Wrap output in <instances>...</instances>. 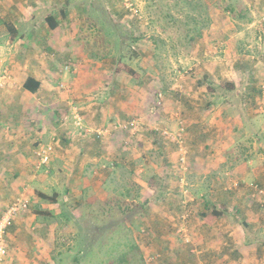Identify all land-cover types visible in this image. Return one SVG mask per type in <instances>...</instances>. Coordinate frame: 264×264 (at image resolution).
<instances>
[{"label": "rangeland", "instance_id": "obj_1", "mask_svg": "<svg viewBox=\"0 0 264 264\" xmlns=\"http://www.w3.org/2000/svg\"><path fill=\"white\" fill-rule=\"evenodd\" d=\"M198 1L193 14L183 0H0V134L25 138L34 162L49 153L38 185L64 196L29 228L30 264H264V0ZM22 64L49 70L47 97L8 95ZM206 203L223 211L208 225Z\"/></svg>", "mask_w": 264, "mask_h": 264}, {"label": "crops", "instance_id": "obj_2", "mask_svg": "<svg viewBox=\"0 0 264 264\" xmlns=\"http://www.w3.org/2000/svg\"><path fill=\"white\" fill-rule=\"evenodd\" d=\"M10 61L13 62L11 59ZM2 62H6V60H0V65H3L1 64ZM22 66L23 69L27 70L28 72L26 71V73H24V76L16 74L14 71L11 73V81L9 80V84L6 86L12 85L13 87H15L18 80L19 86H17L18 90L12 89L8 91V95L11 96L12 99L17 96L16 94L24 96L27 99H30V96H36L40 99L45 98V96L47 97L49 93L46 91V84L47 81H49L51 78V73H49V70L46 68L44 69L41 66H35L37 70L34 69V66L32 65L22 64ZM28 77L33 78L40 84L38 90L33 94L24 88V83ZM91 81L93 82L94 79H92ZM0 88H2V86ZM41 92H43L45 96L40 95ZM82 97L83 96L80 95L78 97V101H80ZM83 110L87 114V107H85ZM51 114L52 115L48 117H56L55 113ZM21 117L18 116L13 118V124L16 128L21 125ZM10 120L11 119H9V121ZM4 121H8V117L0 118V129H3L4 124H8V122ZM53 122H56L53 123L55 126L58 123L56 118L53 119ZM107 122L108 118L106 117L102 121V124H107ZM22 128L24 127L22 126ZM24 130H26V128L22 129V131ZM3 136H1L0 134V216L9 207L12 201H14L22 192L26 194V197L29 201L28 210L14 217L7 227L5 238L9 253L8 256H10V258L14 260H9V264H30V261H32V259L40 257L39 254L41 253V251L39 249L35 250V248L30 245L29 241L34 240L35 242H38L39 238H37V236H34L32 233L29 234L28 230L29 228H35V230H38V224H41L44 227L46 226L44 220H39L37 219V217L41 218L42 216H46L49 214L56 216L57 214L62 213V211H60L61 209H58L57 207L64 196H62L56 190L54 191V193H57L58 197L55 203H52V205L42 203L44 201H47L41 199L39 197V194L46 195V193L41 190L43 186L38 185V183H41V181H45V178L41 180L38 177L40 175L38 174V170H36L37 160L35 159L34 162L31 157L32 152L30 146L32 145L28 144L25 138L21 139L17 136ZM21 136H23V133L21 134ZM34 142L39 143L38 140H35ZM83 151L84 150L81 149L80 153ZM77 156L79 157V155ZM91 160L94 161V159ZM57 170H60L62 172V167L58 168ZM37 233L39 232L37 231L36 235ZM16 258H18V260H15ZM166 258L168 260V264L188 263L186 259L182 261V259L178 260L174 256ZM204 258H207L209 260L208 264H237L236 262L234 263L232 261H229L228 259L223 260V255H220L217 252ZM242 258L245 259V257Z\"/></svg>", "mask_w": 264, "mask_h": 264}, {"label": "trees", "instance_id": "obj_3", "mask_svg": "<svg viewBox=\"0 0 264 264\" xmlns=\"http://www.w3.org/2000/svg\"><path fill=\"white\" fill-rule=\"evenodd\" d=\"M178 5V2H176L173 6L175 7V6H177ZM183 5H184V7L188 10V11H190V13H193V14H195V12L197 11V10H202L203 9V7H202V4H200L199 3V1L198 0H183ZM204 6V5H203ZM230 10H232V8H229ZM234 12V11H233ZM60 15L62 16V17H64L65 18V12L62 10L61 12H60ZM186 15V14H185ZM186 19L187 20H192V22H193V24H195L194 26H193V29L191 30V32H193L195 35L197 34V37H199V36H201V33H200V26L198 27L197 25H198V19H195L194 17H192V16H186ZM44 22H45V24L48 26V28L50 29V30H55V29H57L58 27H59V22H58V19L54 16V14H50V15H48V16H46L45 17V20H44ZM6 30H7V32H8V41H9V43L11 44V43H13L14 41H15V38H16V36L18 35V31H17V29H16V27H13L12 25H6ZM21 39H23V36H22V38ZM33 39H35V37L33 38ZM115 72H117V73H119V72H124V73H126L127 75H129V76H131L133 79H140V76L138 75V73H136L131 67H129L128 65H126V64H124V63H121V62H118L117 63V65H116V67H115ZM39 86H40V84L36 81V80H34L33 78H31V77H28L27 79H26V81H25V83H24V88L26 89V90H28V91H30L31 93H34V92H36L37 90H38V88H39ZM218 86H223V87H221L220 88V90H224L225 92H227V90H226V88L228 89H232L233 88V85L232 84H229V83H224V84H219ZM225 92L224 93H222V95L221 96H223V98H224V101H230V99H232V98H234V96L233 97H231L230 98V96H225V95H223V94H225ZM258 95L259 96H261L262 95V92L261 91H259L258 92ZM240 97V99L242 100V102H244V100H245V97H243L242 98V96H239ZM248 100V99H247ZM253 101V99L252 100H250V102H252ZM244 105H245V102H244ZM225 108V107H224ZM227 108H230V106H228ZM111 124H109V125H106L107 127H109ZM105 126V127H106ZM110 129V128H109ZM155 139H154V143H155ZM83 142V141H82ZM158 141H156V143H157ZM40 143V142H39ZM38 142H37V144H39ZM82 144V143H81ZM90 145H92V143H90L88 146H90ZM85 146H87L86 145V143H84V145H83V147H85ZM83 150H84V148H82ZM84 152H85V150H84ZM49 154V153H48ZM47 153H46V155L49 157V155H48ZM103 156H104V154H103V152H102V158H103ZM37 160V159H36ZM51 165L49 164V163H45L44 165H41V169H43V170H45L46 172H47V174L49 173V172H51L52 173V171H54V168H52V167H50ZM255 193H256V191H255V189H253V195H255ZM39 197L41 198V199H43V200H47L48 202H50V203H55L56 202V200H57V193H53L50 197H47L45 194H39ZM206 207L207 208H205V210H204V212H202L201 213V219L203 220V223L204 224H206V225H208V224H211V222L213 221V220H215V219H218L220 216H222V213H223V211H222V209H216L213 205H211L210 203H206ZM7 210V209H6ZM5 210V211H6ZM4 211V212H5ZM3 215V214H2ZM1 215V216H2ZM1 216H0V218H1ZM6 231H7V229H6Z\"/></svg>", "mask_w": 264, "mask_h": 264}, {"label": "built area", "instance_id": "obj_4", "mask_svg": "<svg viewBox=\"0 0 264 264\" xmlns=\"http://www.w3.org/2000/svg\"><path fill=\"white\" fill-rule=\"evenodd\" d=\"M2 80L5 79V76L1 77ZM37 157V166L41 167V165L47 164V155L46 152L42 150V153H36ZM255 191L264 196V192L257 187L254 188ZM22 200L13 203L7 210L3 213L0 218V257L5 253V245H4V235H6V229L11 222V220L16 217L20 213H24L28 210V199L21 198Z\"/></svg>", "mask_w": 264, "mask_h": 264}]
</instances>
